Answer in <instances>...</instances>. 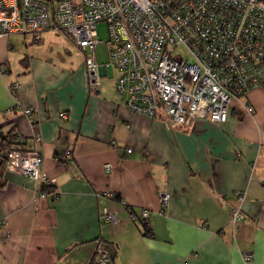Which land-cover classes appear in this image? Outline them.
<instances>
[{
    "label": "crops",
    "instance_id": "crops-1",
    "mask_svg": "<svg viewBox=\"0 0 264 264\" xmlns=\"http://www.w3.org/2000/svg\"><path fill=\"white\" fill-rule=\"evenodd\" d=\"M46 38L0 36V143L17 133L32 149L40 134L41 171L56 191L40 197L37 181L0 165V264H94L98 242L113 252L111 264H264V88L232 104L223 122L172 127L162 113L123 104L116 69L101 67L91 86L78 47L66 36L73 53L62 56ZM237 205L245 218L232 223ZM103 208L116 223L100 219ZM142 208L145 221L130 218Z\"/></svg>",
    "mask_w": 264,
    "mask_h": 264
},
{
    "label": "built area",
    "instance_id": "built-area-1",
    "mask_svg": "<svg viewBox=\"0 0 264 264\" xmlns=\"http://www.w3.org/2000/svg\"><path fill=\"white\" fill-rule=\"evenodd\" d=\"M100 22L108 29L105 64L95 57L102 42L96 29ZM49 30L64 33L82 52L89 85L98 86L100 68L112 65L118 71L115 91L123 104L150 118L162 113L172 127H192L198 118L223 122L232 104L242 102L253 89L264 88V0H0V36L29 34L39 40ZM4 71L0 65V73ZM17 86L11 84L13 94ZM244 109L249 114L254 111L249 103ZM22 112L30 115L32 109ZM59 115L66 117L64 112ZM32 139V149L6 153L4 170L37 181L38 196L55 197V190L40 189L54 181L41 171V135L33 134ZM70 150L63 158L70 157ZM104 167L109 170L111 164ZM235 195L242 201L240 191ZM168 199L167 193H159L162 207ZM149 213L142 208L139 216L132 211L129 216L145 221ZM230 214L232 223L245 218L240 205ZM100 219L116 223L108 208L102 209ZM4 224L1 220L0 239ZM251 258V253L245 255L246 260ZM111 260L109 246L98 242L94 264ZM180 264L190 262L185 258Z\"/></svg>",
    "mask_w": 264,
    "mask_h": 264
},
{
    "label": "rangeland",
    "instance_id": "rangeland-1",
    "mask_svg": "<svg viewBox=\"0 0 264 264\" xmlns=\"http://www.w3.org/2000/svg\"><path fill=\"white\" fill-rule=\"evenodd\" d=\"M98 38L102 40L101 43H99L96 46V52L95 57L98 63L105 64L108 62V29L107 25L104 22H100L96 26ZM48 38H46V41H49L53 44H60L62 49L60 50V53H62V56L67 55V53L71 54L73 53V50L70 48V45H74L66 38L62 32H57L53 30H49L47 32ZM184 57L189 58L186 51L183 48H180L179 51ZM115 69L112 65H108L106 67L107 73H111L112 70Z\"/></svg>",
    "mask_w": 264,
    "mask_h": 264
},
{
    "label": "trees",
    "instance_id": "trees-1",
    "mask_svg": "<svg viewBox=\"0 0 264 264\" xmlns=\"http://www.w3.org/2000/svg\"><path fill=\"white\" fill-rule=\"evenodd\" d=\"M34 41H40L39 40H35ZM10 134V133H9ZM21 142H19L17 140V133H14L12 135H7L6 137H4V139L2 140V142L0 143V165L4 163L5 157H6V153L11 150V149H23L20 147ZM40 189L42 191H46L48 193L53 192L55 190V187L53 186H48V185H41ZM145 231L146 226H144ZM147 232H145L146 234ZM112 252V251H111ZM112 259H113V252H112ZM112 261V260H111ZM111 264V262H110Z\"/></svg>",
    "mask_w": 264,
    "mask_h": 264
}]
</instances>
